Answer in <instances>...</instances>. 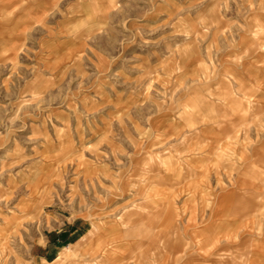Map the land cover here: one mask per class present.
<instances>
[{"label": "rangeland", "instance_id": "374dc122", "mask_svg": "<svg viewBox=\"0 0 264 264\" xmlns=\"http://www.w3.org/2000/svg\"><path fill=\"white\" fill-rule=\"evenodd\" d=\"M16 1L0 0V264H32L81 216L116 217L141 245L127 264H160L146 200L165 196L176 143L209 152L223 188L247 172L264 205V110L222 62L242 27L262 38L260 0Z\"/></svg>", "mask_w": 264, "mask_h": 264}, {"label": "crops", "instance_id": "0c3cea01", "mask_svg": "<svg viewBox=\"0 0 264 264\" xmlns=\"http://www.w3.org/2000/svg\"><path fill=\"white\" fill-rule=\"evenodd\" d=\"M259 2L255 16L264 28V0L261 5ZM2 3L5 5L6 2ZM22 4L17 0L13 5ZM10 10L5 12L12 14ZM252 31L242 27L235 38L223 42L227 48L222 62L227 63L238 81L236 85H240L241 90L236 91L248 96V90L252 89L248 86L253 85L256 89H252V98L264 110V34L260 32L263 34L260 38ZM234 39L235 45H231ZM180 128L176 127L177 133L181 134ZM169 130L172 133L173 129ZM206 131L207 134L210 132L207 128ZM207 134L197 142L200 147L205 145V149L216 144L213 136ZM190 139L194 140L192 136ZM174 148L176 151L167 157L171 162V173L165 175L168 181L162 191L165 196L146 200L161 209L159 222L155 225L161 251L156 254L146 251V260L160 264H264V216H254L255 209L264 208L257 203L260 187L250 185V175L245 172L238 176L240 184L234 187L225 184L223 188L217 171L208 174L215 164L209 152L197 157L179 156V152L187 151V146L176 143ZM253 181L257 182L258 178ZM238 197L239 202H236ZM205 207L209 209H202ZM114 211L109 209L108 212ZM126 228L116 217L93 222L86 216L72 218L52 229L32 264H127L138 256L139 253L134 251L141 249V245L131 240L137 238V234H130ZM144 244L149 246L147 240ZM170 244H175L171 251L168 249ZM134 245L137 246L135 250ZM186 245H191L193 250L186 252ZM74 253L76 256L71 257Z\"/></svg>", "mask_w": 264, "mask_h": 264}]
</instances>
